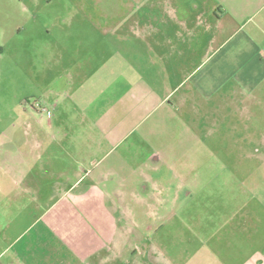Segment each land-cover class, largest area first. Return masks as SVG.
Returning <instances> with one entry per match:
<instances>
[{
	"label": "crops",
	"instance_id": "crops-1",
	"mask_svg": "<svg viewBox=\"0 0 264 264\" xmlns=\"http://www.w3.org/2000/svg\"><path fill=\"white\" fill-rule=\"evenodd\" d=\"M134 3L130 28L124 29L121 14H101L114 21L100 32L109 57L66 83L76 87L69 125H40V142L23 155L38 168L24 174L7 167L9 179L22 180L18 187L11 184L14 196L31 193L33 204L0 205V264H125L128 253L133 257L137 251L146 260L132 264L152 259L163 264L156 258L160 239L127 235L125 206L110 197L123 196L124 183L135 172L132 179L148 186L132 194L147 196L144 202L152 200L155 212L156 206L173 203V189L189 194L188 185L201 175L198 149L206 143L205 133L214 134L226 118L232 124L237 113L251 114L252 101L259 99L264 0ZM262 147L264 140L249 148ZM175 149L194 152L182 162ZM143 158L151 168L164 164L178 182L157 183L129 168ZM241 185L264 208V188ZM245 225L264 229L262 222ZM260 233L255 249L239 250L240 264H264V230ZM232 249L229 257L237 251ZM218 259L217 264H229L227 256Z\"/></svg>",
	"mask_w": 264,
	"mask_h": 264
},
{
	"label": "rangeland",
	"instance_id": "rangeland-1",
	"mask_svg": "<svg viewBox=\"0 0 264 264\" xmlns=\"http://www.w3.org/2000/svg\"><path fill=\"white\" fill-rule=\"evenodd\" d=\"M135 7L134 0H0V192L8 194L0 193V205L21 201L31 208V193L14 196V186L22 180L9 179L7 167L24 174L38 168L36 162L26 163L23 155L40 142V125H69L76 87L68 88L66 83L70 77L83 78L90 66L109 57L100 32L114 21L107 22L101 14H121L124 29L130 28ZM256 91L259 99L252 101L251 114L237 113L233 127L226 118L214 134L205 133L206 143L198 149L203 159L198 167L201 175L194 185H188L189 194L185 189L176 194L173 189V203L156 206L155 212L152 200L151 205L144 202L147 196L132 194L147 184L139 185L135 172L124 183L125 194L110 197L125 206L127 235L131 231L145 241L153 236L160 239L161 253L156 258L162 259L161 263L217 264L220 254L228 257L229 264H240L241 251L256 248V237L264 229L246 227L245 223H264V208L255 196L250 197L249 188L241 185L246 182L264 188V147L249 148L264 140V84ZM140 150L144 155V148ZM175 150L182 162L194 152ZM11 157L15 161L8 163L6 159ZM140 163L129 168L144 172L157 183H165V178L169 183L178 182L169 177L164 164L151 168L144 158ZM245 174H250L249 179L243 180ZM232 246L237 251L229 257ZM143 254L137 251L132 257L128 253L131 260L126 259L125 264L146 260Z\"/></svg>",
	"mask_w": 264,
	"mask_h": 264
}]
</instances>
